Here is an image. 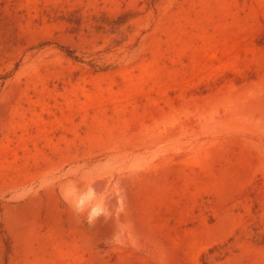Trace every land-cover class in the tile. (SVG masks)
<instances>
[{"label":"rangeland","instance_id":"obj_1","mask_svg":"<svg viewBox=\"0 0 264 264\" xmlns=\"http://www.w3.org/2000/svg\"><path fill=\"white\" fill-rule=\"evenodd\" d=\"M6 74L0 264H264V0H0Z\"/></svg>","mask_w":264,"mask_h":264},{"label":"trees","instance_id":"obj_2","mask_svg":"<svg viewBox=\"0 0 264 264\" xmlns=\"http://www.w3.org/2000/svg\"><path fill=\"white\" fill-rule=\"evenodd\" d=\"M136 17V14L132 12H125L120 15H118L116 18L110 19L107 15L103 14L101 17H93L92 20V28L96 31L106 30L108 29L109 32L114 36L118 37L123 34L125 26L134 18ZM64 21H66L70 25H74L76 28L81 27L83 25V18L81 16H78L76 12H73L69 14L67 18H62ZM74 28V29H76ZM59 49L66 54L67 57L80 62V58L76 56L75 51L72 50L70 47L66 46H59ZM89 67L95 71H103V68L99 66H95L94 64H89ZM9 76L6 74L5 76H2L0 80H5ZM214 252V249L210 250V254ZM205 259V256L203 257Z\"/></svg>","mask_w":264,"mask_h":264},{"label":"bare ground","instance_id":"obj_3","mask_svg":"<svg viewBox=\"0 0 264 264\" xmlns=\"http://www.w3.org/2000/svg\"><path fill=\"white\" fill-rule=\"evenodd\" d=\"M96 210V209H95Z\"/></svg>","mask_w":264,"mask_h":264}]
</instances>
